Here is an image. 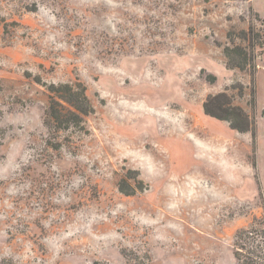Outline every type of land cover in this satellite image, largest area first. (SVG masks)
<instances>
[{
  "label": "rangeland",
  "instance_id": "obj_1",
  "mask_svg": "<svg viewBox=\"0 0 264 264\" xmlns=\"http://www.w3.org/2000/svg\"><path fill=\"white\" fill-rule=\"evenodd\" d=\"M250 6L0 0V264H238L237 230L264 216V47L254 101L223 47L249 25L264 39ZM65 82L93 108L63 129L46 112ZM221 91L255 139L204 113Z\"/></svg>",
  "mask_w": 264,
  "mask_h": 264
},
{
  "label": "trees",
  "instance_id": "obj_2",
  "mask_svg": "<svg viewBox=\"0 0 264 264\" xmlns=\"http://www.w3.org/2000/svg\"><path fill=\"white\" fill-rule=\"evenodd\" d=\"M253 17L264 24L262 18L252 6ZM3 18L0 15V26ZM239 38L243 43H235ZM229 44L224 45L223 54L226 60V67L229 69H238L240 71L251 68L252 74V100L254 101V50L256 46L264 47V39L255 32L249 25L247 29L229 30L227 33ZM210 81L215 80L214 75H209ZM50 103L48 111L54 122L63 129L71 123H78L80 116H86L92 112V105L85 93V87L82 83H59L49 84ZM239 93H242L240 87ZM203 111L205 114L224 120L229 123L230 128L241 132H250L253 139L256 136L255 118L244 110L241 106L232 103L231 96L226 91L216 94H209L203 102ZM45 124H49L45 121ZM126 194L131 191L122 189ZM234 256L238 264H264V216L256 219L248 228L238 229L234 240Z\"/></svg>",
  "mask_w": 264,
  "mask_h": 264
},
{
  "label": "bare ground",
  "instance_id": "obj_3",
  "mask_svg": "<svg viewBox=\"0 0 264 264\" xmlns=\"http://www.w3.org/2000/svg\"><path fill=\"white\" fill-rule=\"evenodd\" d=\"M169 117V116H168ZM172 119V118H171ZM170 121V120H169ZM171 123V122H170ZM173 125V124H172ZM176 126V125H175ZM173 131H175L174 129H173ZM178 132V131H177ZM175 136L177 135L178 136V139L179 140H181L182 141V144L184 145V146H189V147H192L193 149H195V151H198V150H202V151H204V152H214L215 150L213 149V148H204L203 146H201L200 144L202 143H200L198 140L197 141H195L196 139V137H194V138H190L188 135H183V133H185V132H179V133H176V132H172ZM187 133V132H186ZM220 138V137H219ZM222 138V137H221ZM220 141V140H219ZM213 142V141H212ZM214 145V144H213ZM216 145V144H215ZM214 145V146H215ZM207 147V146H206ZM215 152H218V153H220L219 155H221V152L220 151H215ZM203 153V152H202ZM210 154H212V153H210ZM223 154V153H222ZM217 155V154H216Z\"/></svg>",
  "mask_w": 264,
  "mask_h": 264
},
{
  "label": "crops",
  "instance_id": "obj_4",
  "mask_svg": "<svg viewBox=\"0 0 264 264\" xmlns=\"http://www.w3.org/2000/svg\"><path fill=\"white\" fill-rule=\"evenodd\" d=\"M256 1L255 0H248V3L251 5V6H254V9L255 10H258V14L264 18V9L263 8H259L257 5H254L253 3H255Z\"/></svg>",
  "mask_w": 264,
  "mask_h": 264
}]
</instances>
